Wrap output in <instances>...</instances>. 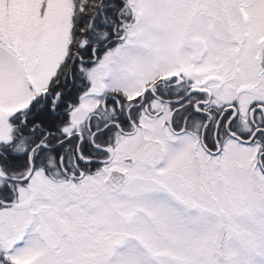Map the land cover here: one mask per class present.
Instances as JSON below:
<instances>
[{"label":"snow or ice","instance_id":"obj_1","mask_svg":"<svg viewBox=\"0 0 264 264\" xmlns=\"http://www.w3.org/2000/svg\"><path fill=\"white\" fill-rule=\"evenodd\" d=\"M0 264H264V0H0Z\"/></svg>","mask_w":264,"mask_h":264}]
</instances>
